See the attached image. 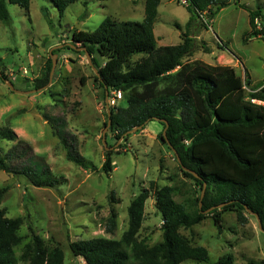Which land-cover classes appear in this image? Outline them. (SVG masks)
I'll return each instance as SVG.
<instances>
[{
	"label": "rangeland",
	"instance_id": "rangeland-1",
	"mask_svg": "<svg viewBox=\"0 0 264 264\" xmlns=\"http://www.w3.org/2000/svg\"><path fill=\"white\" fill-rule=\"evenodd\" d=\"M165 5L167 12L156 24V33L161 36L158 45H175L181 41V30L174 23H185L190 12L180 0H164L163 10ZM257 5L264 14V0H230L213 17L205 15L207 19L194 21L187 31L193 50L184 61L231 65L251 89L262 87L264 38L247 37L250 9ZM7 6L10 20L0 19V69L7 76H0V129L12 128L18 138L0 139V156L16 167L29 162L39 169L46 163L59 179L54 186L39 187L25 175L0 169V188L6 187L0 207L6 208L9 217L24 218L19 232L24 241L16 248L17 255L35 232L49 249H63V264H87L72 252L70 244L100 236L120 238L129 224L132 199L152 181L174 186L177 201L193 204L203 190L184 174L175 153L159 138L163 126L156 120L131 133L129 140H116L109 128L107 140L112 150L123 142L125 147L113 153L110 174L102 169L106 154L102 137L108 120L106 91L95 82L96 73L85 52L69 44L75 29L94 30L106 17L142 21L145 0H79L70 4L63 16L52 0H31L29 10L11 2ZM52 53L57 60L53 74L49 69ZM92 59L98 69L107 57L94 53ZM47 73L49 81L38 88V79ZM6 80L12 81L18 92ZM121 100L118 104L125 105ZM61 136L74 155L82 156L83 164L69 159ZM222 208H218L221 229L212 215L190 228H180L193 244L209 251L207 260L187 259L181 264H211L229 253L234 255L235 264L264 258V232L255 216L245 211L247 219L241 222L236 211ZM114 211L117 226L108 232ZM162 220L152 194L146 201L139 239L149 245L161 241ZM20 264L31 263L21 260Z\"/></svg>",
	"mask_w": 264,
	"mask_h": 264
},
{
	"label": "trees",
	"instance_id": "trees-1",
	"mask_svg": "<svg viewBox=\"0 0 264 264\" xmlns=\"http://www.w3.org/2000/svg\"><path fill=\"white\" fill-rule=\"evenodd\" d=\"M52 1L63 16L67 7L79 0ZM7 2L26 10L31 4V0H0V19L5 22L10 20ZM160 2L146 0L142 21L106 17L96 29H75L71 37L74 43L86 46L91 55L99 53L107 57L98 68L100 76H95V82L108 94L114 90L123 92L125 105L110 106V132L115 133L116 140L135 127L144 125V129L148 122L158 121L163 126L159 138L179 154L181 168L183 165L197 176L182 168L184 174L196 182L200 191L206 184L203 206L199 205L201 193L193 204L186 205L175 199L174 186H160L152 181L132 199L128 207L129 224L120 238L100 236L70 244L72 252L82 256L87 264H181L187 259L207 260L208 249L193 244L180 228H190L212 215L221 229V210L215 208L208 213L205 210L224 202L229 203L223 206V211H236L239 221H246L243 213L247 206L259 214L264 226V111L248 99H264V87L251 89L231 65L210 64L200 59L184 61L193 50V39L187 32L192 23L205 15L213 17L230 0H190L185 31L180 23H174L182 38L175 45H158L154 27ZM250 25L247 37L264 38L260 5L250 9ZM52 63L51 58L50 70ZM1 72V77L7 79L5 72ZM48 81L49 73L38 79L37 87ZM166 126L167 138L163 136ZM130 136L123 138L129 140ZM61 137L69 159L83 164L82 156L74 155L67 139ZM16 138L12 128L0 129V139ZM123 147L125 142L115 150H106L102 169L107 174L113 171V153H120L118 149ZM0 169L25 175L39 187L54 186L59 181L46 163L39 169L29 162L16 167L0 156ZM5 192L6 187L0 188V204ZM152 194L163 218L162 240L149 245L138 235L145 219L146 201ZM117 215L112 212L108 232L115 230ZM23 222V217H9L6 208L0 207V264H20L21 260H29L31 264H63V249H49L35 232L24 243L22 254L17 255L16 248L24 241L19 233ZM211 264H235V258L229 253ZM248 264H264V258Z\"/></svg>",
	"mask_w": 264,
	"mask_h": 264
},
{
	"label": "water",
	"instance_id": "water-1",
	"mask_svg": "<svg viewBox=\"0 0 264 264\" xmlns=\"http://www.w3.org/2000/svg\"><path fill=\"white\" fill-rule=\"evenodd\" d=\"M69 44H70V46H71L72 48H74V49H76V50H79V51H84V52H85V56H86V58H87V61H88V63L92 66L93 70H94L95 73H96V76H100V73H99L98 69H97V68L94 66V64H93L92 55H91V53L88 51L87 47H86V46H83V45H82V46L75 45L73 42H72V43H69ZM59 46H61V45H57V46H55V47H59ZM51 52H52V50H51ZM52 55H53V57H52V61H53V63H52L51 74H53L54 69H55V67H56V63H57L56 57H54L55 54L52 53ZM1 71H4V70H3V69H2V70L0 69V76H2V72H1ZM50 80H51V78H50ZM6 84H7L12 90H15V91L18 92V90L15 89L14 84H13L12 81H10V80H6ZM30 91H34V90H30ZM30 91H27L26 93H28V92H30ZM105 103H106V108H107V112H108V120H107V124H106V126H105V128H104V130H103L102 141H103V145H104L105 149H106V150H111L113 147H112V146H109V145H108V141H107V131H108V129L110 128V126H111V124H112L110 105L108 104V92H106ZM143 127H144V125H140V126H138V127H135V128H133V129L129 130L128 132H126V133L121 137V139H122L123 137H125L126 135H128V134H131V133H133V132H135V131H138V130L142 129ZM163 136H164L165 138H167V126H166V127L164 128V130H163ZM172 151L175 153L178 162L181 164V159H180L179 154L176 152V150H175L174 148H172ZM182 168H183V170L190 171V172L194 173V174L197 176V173H195L194 171L188 169L187 167H185V166L182 165ZM205 188H206V184H205V186H204V188H203L202 195H201V198H200V204H199V205H200L201 208H202V199H203V196H204V193H205ZM227 203H229V202H224V203H220V204H218V205L212 206V207L208 208L207 210H205V212H206V213L211 212L213 209H215V208H219V207H223V206H224L225 204H227ZM246 210H247L250 214H253V215L255 216V218L257 219V222H258V225H259L260 230H262V231L264 232L263 222H262V219H261V217L259 216V214H258L257 212H254L253 210H251V209H250L249 207H247V206H246Z\"/></svg>",
	"mask_w": 264,
	"mask_h": 264
},
{
	"label": "built area",
	"instance_id": "built-area-1",
	"mask_svg": "<svg viewBox=\"0 0 264 264\" xmlns=\"http://www.w3.org/2000/svg\"><path fill=\"white\" fill-rule=\"evenodd\" d=\"M180 2L183 5H189L190 4V0H180ZM264 85L258 89L263 88ZM245 88L250 90V88H248L245 85ZM123 98V92L121 90H114L111 92V94H108V104L110 106H116L118 105V102ZM252 103L257 104L258 106H260L262 108V110L264 111V99H260V98H254V97H249L248 98Z\"/></svg>",
	"mask_w": 264,
	"mask_h": 264
},
{
	"label": "crops",
	"instance_id": "crops-1",
	"mask_svg": "<svg viewBox=\"0 0 264 264\" xmlns=\"http://www.w3.org/2000/svg\"><path fill=\"white\" fill-rule=\"evenodd\" d=\"M163 3H164V0H161V2H160V5L158 6V16H157V18H156V21H155V27H154V30H155V34H156V37H157V41H158V39L159 38H161V36L160 35H158L157 33H156V24H157V22H158V20H160L161 18V16H165V14H166V9H167V6L165 5L164 6V10L162 9V5H163ZM145 6H146V0H145ZM145 16V15H144ZM189 18H190V13H189V17H188V20H189ZM144 19V18H143ZM188 20L185 22V23H180L182 26H185L186 25V23L188 22ZM179 23V22H178ZM180 38H181V36H180ZM181 41H182V38H181ZM180 41V42H181ZM179 42V43H180ZM56 44H58V42L56 43ZM225 48V47H224ZM221 50H224L223 48L221 49Z\"/></svg>",
	"mask_w": 264,
	"mask_h": 264
}]
</instances>
